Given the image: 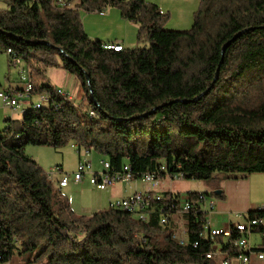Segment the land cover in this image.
I'll list each match as a JSON object with an SVG mask.
<instances>
[{
  "label": "trees",
  "instance_id": "trees-1",
  "mask_svg": "<svg viewBox=\"0 0 264 264\" xmlns=\"http://www.w3.org/2000/svg\"><path fill=\"white\" fill-rule=\"evenodd\" d=\"M109 7L137 25L141 47L108 51L86 35L80 11ZM169 18L147 0H8L0 11V50L26 64L32 96L48 92L57 104L30 103L0 132V264L22 255L31 257L26 264H219L206 258L212 242L193 246L191 220L188 244L172 239V228L159 224L164 203L148 221L109 207L76 215L24 152L72 142L105 156L113 170L128 162L134 180L264 174V0H198L193 25L182 32L165 30ZM50 68L80 82L79 105L49 84ZM215 241L237 257L231 244Z\"/></svg>",
  "mask_w": 264,
  "mask_h": 264
},
{
  "label": "built area",
  "instance_id": "built-area-1",
  "mask_svg": "<svg viewBox=\"0 0 264 264\" xmlns=\"http://www.w3.org/2000/svg\"><path fill=\"white\" fill-rule=\"evenodd\" d=\"M55 1L58 5H63L65 2V0ZM102 48L115 52L124 49L120 43L103 44ZM0 53H4L7 56L9 64L13 67H18L22 62L21 58L11 49L0 50ZM31 91L32 85L26 80L19 87V92H9V89L0 91V100L3 107L10 110L11 114H18L19 108L25 107L24 102L26 101H30V103L52 102L57 107V104L51 101L50 93L43 92L37 95L36 100L32 101ZM79 154L77 168L72 177L74 184L82 182L86 174L90 175L89 184L100 191L111 189L120 183L129 184L134 181L132 173H126L125 171V163L128 162H125L121 169L116 171L105 160L101 162L102 169L98 172H93L92 163L88 159L91 151L83 150V153H80L79 150ZM165 170L166 168L161 166L160 171ZM48 176L49 182H52L53 175L48 174ZM166 178H168L170 183L185 179L182 173L168 175ZM135 180H140L144 184L149 185L151 190L135 191L124 198L111 201L109 208L123 211L139 221H148L150 214L161 209L159 224L162 227L170 226L171 228V217L177 214L183 216L182 235H178L177 231L172 228V239L182 245L188 244V227L191 220L193 224L198 225L197 240L193 243V246L197 247L200 241L212 242L209 254H214V257L224 256L219 264H229L230 258L227 257L228 252L223 251V246L215 241L217 238L223 240L224 244H231L237 249L238 255L234 258L241 264H248L252 257H256L258 260L264 259V215L250 217L239 213H231L227 215V224L224 227H214L209 216L214 212L216 201L208 194L198 192L195 198L192 199L187 193L184 196L175 194L172 192L171 186L169 191H159L161 180L156 177L155 173H144ZM68 184L69 179L67 177H63L56 182L58 188L67 187ZM163 192H167V201L163 197ZM157 203L164 204L159 209ZM254 212L264 213V204ZM254 233H258L262 237V243L257 247H253L250 241ZM137 237L142 243L145 242V238L142 235H137Z\"/></svg>",
  "mask_w": 264,
  "mask_h": 264
},
{
  "label": "rangeland",
  "instance_id": "rangeland-1",
  "mask_svg": "<svg viewBox=\"0 0 264 264\" xmlns=\"http://www.w3.org/2000/svg\"><path fill=\"white\" fill-rule=\"evenodd\" d=\"M7 2L8 0H0V11H5L7 9ZM110 9L118 12L120 17V13L116 8L109 7L106 8L104 12L109 11ZM98 14L99 13H86L80 11L81 24L84 32L88 37L95 40H99L100 38V41L103 42L106 39L117 37V34L120 36L123 34V32H118L120 25H115L112 28H108L106 30L101 29L97 24L98 20L95 21V18H97ZM120 19L122 21H126L121 17ZM123 45L127 48H135L141 47L143 44H138L135 38V42L133 44L128 45L124 42ZM27 76L28 69L23 61L18 67H13L9 64L7 56L4 53H0V91H4L7 89L12 91L13 89L11 90V88L19 89L16 87L25 83L27 80ZM47 78L49 79L52 86H57L59 88L57 89L60 90V92L69 95V97L71 96L73 100L72 103L74 105L77 106L80 104L84 93L81 89V84L76 79V77H74L73 75H69L61 68H50L47 72ZM36 99L37 96H32V101ZM24 106L25 107L22 108H28L30 106V101L24 102ZM81 113L83 112L81 111ZM90 113L91 112H89V115ZM20 119V113L11 114L10 110L3 107L0 100V132L5 129V127H7V122H5L6 120L19 121ZM24 152L27 156L33 159L44 170L46 174L53 175L52 184L56 188H58L56 186V182L58 180L63 177H67L69 179L68 186L65 189H60V194L68 200L72 210L76 215L80 213H92L101 211L108 208V205L106 207L108 200L112 199V201H114L117 200V198L120 199V196L118 195H114V197L111 198L110 189L100 191L89 184V174H86L85 178L79 184L73 183L72 177L76 171L80 154L79 150L72 142L59 148L26 145ZM80 153H83V150H80ZM88 159L92 163L93 172L100 171L102 169L101 162L107 160L105 156L97 154L92 150ZM225 175L226 174L223 173H215L213 175V178L207 181H195L191 179L176 180L173 181L172 188L173 191L179 193L180 196H184L187 192H203L215 199L216 195L214 192L220 191L222 180L226 178ZM124 185L126 184H117L115 190L120 191L121 188L124 187ZM160 186L164 189H168V178L165 177L164 179H162ZM258 240L259 237L257 235H253L251 237V241L253 244H256ZM218 258L219 256H215L213 261L217 262ZM30 259V256L22 255L16 257L13 262L15 264V260H17L19 264H26L30 261Z\"/></svg>",
  "mask_w": 264,
  "mask_h": 264
},
{
  "label": "crops",
  "instance_id": "crops-1",
  "mask_svg": "<svg viewBox=\"0 0 264 264\" xmlns=\"http://www.w3.org/2000/svg\"><path fill=\"white\" fill-rule=\"evenodd\" d=\"M147 1L156 4L162 13H168L170 15V18L165 25V30L182 32L191 29L193 25V15L198 8V0H147ZM95 19H96L95 21L98 20L97 24L103 30L112 28L115 25H120L118 32L119 33L123 32L121 36L117 34V37L115 38H109L104 41L102 40L103 44L120 43L122 46H124L123 45L124 42L128 45H131L135 42L137 25L130 21H122L119 17L118 12H116L115 10L110 9L109 11L98 14L97 18ZM49 84H51L50 81ZM21 86L22 85H19L16 88H19ZM55 88L58 87L56 86ZM11 90L19 92L18 91L19 89L11 88ZM65 95L69 96L67 94ZM34 103L35 102H33L32 105ZM225 176L226 178L222 180L220 187L221 194L220 196H216L217 199L215 198L216 205L214 212L212 213V215L209 216V219L212 221L213 223L212 225L214 227H224L227 224L228 214L239 213L242 214L243 216H246L250 212L256 211L258 208H260V206L264 204V174H251V175L230 174ZM120 184H124V183H120ZM126 185H124V187L121 188L120 191L115 190L116 185L113 188H111L110 189L111 198H113L114 195H118L120 196L119 198L121 199L135 191L151 190V187L149 185L144 184L140 180H134L133 182ZM170 186L172 192H174L172 188V183L170 182L168 189H164L163 187L160 186L159 191H169ZM65 188L66 187L60 189H65ZM199 193H203V192H199ZM111 201L112 199L108 200L106 207L107 205L109 206V203ZM93 213L95 212L80 213L78 215L89 216ZM182 220H183V216L177 214L171 217V221H170L172 228L176 230L177 234L180 236L182 235V230H183ZM253 235H257L259 237V240L256 242V244L255 243L253 244L250 238L252 246L257 247L262 243V237L258 233H254ZM223 257H224L223 255L219 256L218 258V260L220 259L219 263L221 259L223 260ZM14 259H16V257L12 258V260L8 264L10 263L14 264L13 262ZM211 259H214V254H212ZM15 264H19L17 260H15ZM229 264H241V263L236 258L230 257ZM248 264H264V259L258 260L256 257H252Z\"/></svg>",
  "mask_w": 264,
  "mask_h": 264
},
{
  "label": "water",
  "instance_id": "water-1",
  "mask_svg": "<svg viewBox=\"0 0 264 264\" xmlns=\"http://www.w3.org/2000/svg\"><path fill=\"white\" fill-rule=\"evenodd\" d=\"M247 30H248V29H246V30L240 32L239 34L245 32V31H247ZM239 34H237L234 38H232L230 41H228V42L222 47V49H221V58L223 57L224 52H225L226 48L228 47V45H229L232 41H234V40L237 38V36H238ZM221 61H222V60H221ZM221 61H220V62H221ZM220 64H221V63H220ZM218 72H219V68H218L217 71H216V75H215V79H214L213 83L216 81V79H217V77H218ZM86 79H87V78H86ZM209 91H210V88H208L205 92H203L201 95H199L198 97H196V98L194 99V101H198V100H200L203 96H206V95L208 94ZM214 193H215L216 196H220L221 191H215Z\"/></svg>",
  "mask_w": 264,
  "mask_h": 264
},
{
  "label": "bare ground",
  "instance_id": "bare-ground-1",
  "mask_svg": "<svg viewBox=\"0 0 264 264\" xmlns=\"http://www.w3.org/2000/svg\"><path fill=\"white\" fill-rule=\"evenodd\" d=\"M9 92H16V91H10V90H9ZM58 93H62V92H60V90H58ZM69 100H71L70 97H69ZM45 103H47V102H44V103H43V102H35L32 106H33V108H35V109H39V108H41L42 105H44ZM24 110H25V108H19V112H18V113L22 114ZM90 115L92 116L93 114L90 113ZM125 171H126V173H129V172H130L129 168H127V167H125ZM48 179H49V177H48ZM206 258H208V259L212 258V254H207V255H206Z\"/></svg>",
  "mask_w": 264,
  "mask_h": 264
}]
</instances>
